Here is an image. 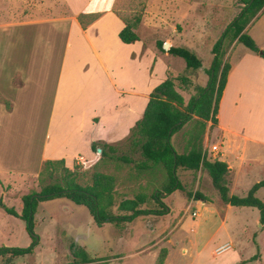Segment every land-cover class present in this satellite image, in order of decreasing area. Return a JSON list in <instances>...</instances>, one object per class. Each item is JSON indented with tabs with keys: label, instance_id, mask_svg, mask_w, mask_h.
<instances>
[{
	"label": "crops",
	"instance_id": "crops-1",
	"mask_svg": "<svg viewBox=\"0 0 264 264\" xmlns=\"http://www.w3.org/2000/svg\"><path fill=\"white\" fill-rule=\"evenodd\" d=\"M65 1L70 8L64 14L0 21V188L4 198L22 180L38 178L47 161H64L71 171L94 167L101 156L92 145L114 147L129 140L151 93L169 77L164 64L161 80L152 82L161 60L158 53L168 55L141 38L124 44L119 33L125 23L111 9H101L97 0ZM98 12L99 18L83 28L79 16ZM263 19L264 10L246 29L261 50ZM240 45L235 43L227 55L231 69L219 104L218 125L213 128L219 139H227L220 161L229 167L232 194L250 190L264 177V59ZM175 47H188L199 56L192 46ZM215 145L221 152V145ZM22 210L21 206L16 211Z\"/></svg>",
	"mask_w": 264,
	"mask_h": 264
},
{
	"label": "rangeland",
	"instance_id": "rangeland-1",
	"mask_svg": "<svg viewBox=\"0 0 264 264\" xmlns=\"http://www.w3.org/2000/svg\"><path fill=\"white\" fill-rule=\"evenodd\" d=\"M97 1L102 5L101 9H111L125 22H132L144 3L145 13L135 31L145 44L155 47L157 40H164L174 46H192L198 51L204 67L188 73L193 78V86L188 91H180L186 104L198 95L197 87L207 86V71L213 61L212 50L243 7L238 0ZM69 8L65 0H0V21L16 22L58 12L64 14ZM100 13L85 17L84 23L90 22ZM106 23L110 31L111 26ZM108 35L111 39V33ZM239 47L247 49L243 45ZM158 56L161 60L157 65L156 77L152 78L153 83L161 80L164 64L168 66L169 76L175 78L185 73L186 65L182 59L159 53ZM226 60L227 56L224 58ZM226 121L228 119L224 118ZM187 129L174 137V145L179 153L185 151ZM219 138V133L213 128L207 129L204 149L211 160L224 159L227 139ZM215 144L221 145L218 155L211 152ZM114 148L117 151L116 158L123 157L132 162L103 159L90 169L79 166L78 182L83 186L92 185L95 172L114 177L116 205L113 211L116 214H128L118 209L119 204L141 195L148 199L147 207L152 208V195L161 190L166 178L163 168L159 166L148 171L141 170L144 158L140 148L133 147L128 139ZM63 175V171L59 170L54 177L46 173L42 178L22 180L21 185L7 198H4L0 188V201L8 208L21 210L23 196L39 193L44 186L61 180ZM178 177L184 191L163 194V202L168 207L166 216L138 218L131 224L121 226L104 224L99 227L86 207L77 206L66 199L41 202L35 220V233L40 243L34 255L6 256L0 258V264H156L163 249L167 250L164 264H240L249 261L258 252L259 259L247 264H264V225L262 228L259 226V210L225 205L204 170L179 169ZM261 178L264 180V177ZM10 188L12 186L9 185ZM196 192L204 194L208 202L196 201L187 196V193ZM248 192L249 189H244L235 195L243 197ZM256 197L264 202V188L257 192ZM1 210L0 248H28L31 237L25 230L24 222ZM228 243L232 249L217 255L215 251ZM83 258L90 261L82 263Z\"/></svg>",
	"mask_w": 264,
	"mask_h": 264
},
{
	"label": "trees",
	"instance_id": "trees-1",
	"mask_svg": "<svg viewBox=\"0 0 264 264\" xmlns=\"http://www.w3.org/2000/svg\"><path fill=\"white\" fill-rule=\"evenodd\" d=\"M238 1L243 7L227 26L212 50L213 61L207 71L208 84L206 87H197L198 95L192 97L187 104L180 91H188L193 86V78L188 73L201 70L203 60L188 47H175L163 40H157L156 42V48L159 52L182 59L185 62L186 71L183 75L175 78L169 76L166 81L154 89L142 119L132 129L129 138L133 147L140 148L141 155L144 158L140 166L141 170L148 171L161 166L165 172L166 178L161 190L152 195L155 207H147L148 199L141 195L135 199H126L119 204L118 209L128 214H116L113 211L116 205V180L114 177L95 172L93 184L83 186L78 182L77 170L79 167H75L74 171H71L65 166L64 161H47L44 163L38 178H42L46 173L54 177L57 171L62 170L64 175L61 180L44 186L39 193L32 192L23 196V210L21 213H18L14 208H8L0 201V208L6 214L22 220L27 234L31 237V245L28 248H0V258L34 255L35 248L40 243L35 233V220L41 202L66 199L77 206H84L99 227L104 224L114 226L131 224L138 218L148 216L164 217L168 214V207L163 202V194L172 195L176 191H184L178 177L179 169L187 171L204 170L225 205L258 209L260 212L259 221L264 225V202L256 197L257 192L264 188V180L255 184L246 196L241 197L231 194L228 165L220 160L209 159L204 149V138L208 124H212L211 128L218 125L219 104L231 69L229 60L224 61V58L228 55L232 46L238 43L264 59V50H261L254 39L246 32L248 26L264 10V0ZM144 12L145 4L143 3L141 9L135 13L132 22L123 20L125 27L119 33V38L124 44H134L140 41V37L135 30L141 24ZM85 17L86 15L79 16V20L85 29L99 18V16H96L89 24H85L83 21ZM187 127L185 151L179 153L173 139ZM99 149L101 150V160L118 159L125 163L132 162L130 159H124L123 157L116 158L117 151L114 147L102 143L92 145L93 152L98 153ZM187 196L194 198L196 201L208 202V198L200 192L187 193ZM259 254L260 252L249 261L240 264L258 260ZM166 257L167 250L163 249L156 264H164ZM89 261V259L83 258L82 263H88Z\"/></svg>",
	"mask_w": 264,
	"mask_h": 264
},
{
	"label": "built area",
	"instance_id": "built-area-1",
	"mask_svg": "<svg viewBox=\"0 0 264 264\" xmlns=\"http://www.w3.org/2000/svg\"><path fill=\"white\" fill-rule=\"evenodd\" d=\"M211 152L216 154V155H218L220 153L219 146H217V145L212 146ZM231 249H232V245H230L228 243V244H225V245L219 247L215 252H216L217 255H222V254L230 251Z\"/></svg>",
	"mask_w": 264,
	"mask_h": 264
},
{
	"label": "water",
	"instance_id": "water-1",
	"mask_svg": "<svg viewBox=\"0 0 264 264\" xmlns=\"http://www.w3.org/2000/svg\"><path fill=\"white\" fill-rule=\"evenodd\" d=\"M98 153L101 154V150H100V149L98 150ZM259 226H260L261 228L263 227V225H262L261 223H259Z\"/></svg>",
	"mask_w": 264,
	"mask_h": 264
}]
</instances>
